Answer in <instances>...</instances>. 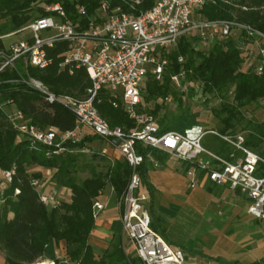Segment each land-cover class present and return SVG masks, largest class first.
I'll return each instance as SVG.
<instances>
[{"label": "built area", "instance_id": "built-area-1", "mask_svg": "<svg viewBox=\"0 0 264 264\" xmlns=\"http://www.w3.org/2000/svg\"><path fill=\"white\" fill-rule=\"evenodd\" d=\"M124 1L132 10L102 0L89 15L84 5L76 2L73 9L79 17L74 21L68 18L60 2L52 3L45 6L46 15L34 17L18 29L0 36L3 39L28 33L0 49V75L19 66L24 71L28 66L46 68L52 63L47 49L56 43H63V50L57 54L61 57L60 69H66L71 74L75 69L82 68L90 80L84 95L78 97L67 93L57 94L30 76L20 78L43 95L47 102L58 103L74 114L75 124L70 130L40 129L29 123L21 111L7 112L6 117L19 136L27 137L33 144L47 146L46 155L65 151L63 143L66 141L79 142L88 134L83 128L116 148L131 167L129 181L121 196L115 199L120 210L121 247L128 261L133 251L143 264H185L183 251L172 247L151 227L150 213L145 206L146 195L138 191L140 174L137 167L144 157L137 152L136 143L159 149L188 163L190 168L187 175L191 187L196 185L195 173L198 170L214 185L242 193L249 200L247 213L261 220H264V173L259 174L258 171L259 165H264V157L245 145V131L220 133L217 130L199 129L193 135L190 133L191 126L185 132H159L157 119L145 110L142 88L147 76L162 80L169 65L166 54L176 47L180 37L190 34L197 38V42H193L195 49H199L200 45H212L216 38L233 37L238 40V48L242 51L243 67L247 64L244 70L261 74L264 69V32L236 18L208 19L199 13L205 4L219 1L232 4L229 0H153L149 8L139 11L133 9L143 0ZM240 8L246 10L247 6ZM251 58H254L252 62H247ZM183 60V56L179 55L177 62L182 63ZM170 79L184 97H188L189 90L195 86L194 80L185 78L182 67L171 74ZM101 89H106L113 98L120 100L128 118L134 123L133 127L111 126L98 112L95 101ZM202 97L204 101L205 96ZM3 105L4 102L0 101V108ZM113 105H116V101ZM207 132L231 146L227 155L202 145L201 140ZM81 151L97 153L111 163L114 161L106 147L97 152L91 151L90 147ZM152 161L157 164L154 159ZM14 173L15 165L0 170V204L3 191L12 182ZM32 184L39 189V200L45 205L55 207L69 198L68 189H65L68 192L66 196L61 195L56 187L44 188L39 180H34ZM109 190V195L113 194V188L109 187ZM102 195L103 191H99L92 204L95 218L105 207L100 200ZM125 240L131 244V249L128 250ZM63 262L72 264L67 257ZM31 264L58 263L56 259L38 258ZM129 264L132 263L129 261Z\"/></svg>", "mask_w": 264, "mask_h": 264}, {"label": "trees", "instance_id": "trees-1", "mask_svg": "<svg viewBox=\"0 0 264 264\" xmlns=\"http://www.w3.org/2000/svg\"><path fill=\"white\" fill-rule=\"evenodd\" d=\"M101 1L0 0V19H5L0 23V36L18 29L34 17L46 15V5L60 2L68 18L74 21L79 17L73 9L74 3L83 4L89 15ZM108 1L112 5L121 4L125 10H132L124 0ZM229 1L232 4L223 1L205 4L199 12L208 19L236 18L264 32V0ZM152 3L153 0H143L133 10H145ZM235 4L239 6H234ZM243 5L247 6L246 10L240 8ZM193 42H197L196 37H180L176 47L166 54L169 65L162 80L147 76L141 91L142 101L149 103L158 98L165 99L170 95L175 98L180 95L170 75L182 67L185 69V78L194 80L195 83L188 96L199 92L201 96H205L203 102L206 105L211 97H222L218 107L209 109L221 123L217 131L234 133L239 126L240 131H245V145L264 157V119H246L241 111L245 105L264 98V69L261 74L244 70L242 51L238 48V40L233 37L216 38L207 50L195 49ZM3 47L4 42L0 38V49ZM63 48V43H56L47 49L52 63L46 68L28 66L24 71L19 66L16 70H5L0 75V101L4 102L3 108H0V170L15 165L12 182L4 189L0 204V251L3 252L5 264H31L43 256L50 242L57 244L62 241L66 244V256L73 264H129V261L132 264H143L135 254L129 256L128 261L119 236L114 241H109V245L100 253H95L89 243L96 220L93 216V201L99 196V191L106 187L113 188V198L121 196L131 174L128 162L123 157H116L111 163L97 153L87 155L88 153L81 151L101 140L92 133L86 134L77 143L64 142L65 151L46 155L49 149L47 146L33 144L27 137L19 136L7 120V112L21 111L29 123L40 129L66 131L74 127V114L68 108L47 102L43 95L20 79L30 76L40 80L57 94L83 96L90 80L82 68L75 69L71 74L66 69H60L61 57L57 54ZM179 55L183 56L182 63L177 62ZM229 89H232V101L227 98ZM95 107L111 126H122L125 129L134 126L120 100L113 98L106 89L100 90ZM160 108L161 104L156 102L152 108H145L157 119L159 132H185L194 124L192 118H187L184 122L172 121L166 118L167 114L158 119ZM242 121L245 123L240 126ZM136 150L145 157L148 152L158 149L136 143ZM93 161H101L102 167L98 169ZM137 170L140 181L144 180L143 162L138 165ZM84 171L88 175L80 177L79 173ZM258 173H264L263 164L259 165ZM34 180L43 184L50 182L61 190L68 189L69 198L48 208L39 200V189L32 184ZM151 227L159 233L152 218ZM247 264H264V259Z\"/></svg>", "mask_w": 264, "mask_h": 264}, {"label": "crops", "instance_id": "crops-1", "mask_svg": "<svg viewBox=\"0 0 264 264\" xmlns=\"http://www.w3.org/2000/svg\"><path fill=\"white\" fill-rule=\"evenodd\" d=\"M145 105L152 108V102ZM83 130L90 133L87 128ZM100 141L102 142H95ZM107 144L109 146L106 148L114 159L122 158L116 148ZM103 147L105 146H100ZM158 150L148 152L142 161L145 177L140 181L138 191L146 195L145 206L156 230L172 247L183 251L185 261L190 259L195 264H211L209 262L222 257L220 252L228 253L230 250L233 252L225 258L227 264H247L264 259V220L247 213L248 198L226 186L214 185L198 170L195 173L196 185L191 187L187 175L190 165ZM152 159L156 161V165ZM45 172L47 173V170ZM112 195L106 196L104 201L100 196V200L105 203L104 209L115 200L111 198ZM117 210V221H121L119 208ZM99 213L90 238L94 237L93 235L99 236L108 243L106 248L114 238L109 234L114 219L111 216L100 218ZM198 228L202 231L201 238L193 236ZM120 233L121 230L119 237ZM55 245L59 253L53 259L58 263L57 256H65V252L62 241ZM204 247H208L210 252H203ZM244 251L253 260L240 262L238 257L242 255L239 253ZM41 258L52 259L45 253ZM0 264H5L2 251Z\"/></svg>", "mask_w": 264, "mask_h": 264}, {"label": "rangeland", "instance_id": "rangeland-1", "mask_svg": "<svg viewBox=\"0 0 264 264\" xmlns=\"http://www.w3.org/2000/svg\"><path fill=\"white\" fill-rule=\"evenodd\" d=\"M42 5V4H40ZM200 15L203 18L204 17L201 12H199ZM5 21L4 18L0 19V23H3ZM28 33H20L17 35H13L10 37H6L3 38V42H4V46L7 45L10 41L14 40V39H21L23 38L25 35H27ZM190 38H195L193 37V35H188ZM211 46V45H210ZM210 46L205 47L204 45H200L199 46V50H207L210 48ZM171 52V51H170ZM252 59H248L247 62H252ZM247 64H244V67ZM250 67V66H249ZM176 88V87H175ZM80 97V96H78ZM177 97V98H176ZM175 98H173L172 95H170L169 97H167L165 100L162 99H158V103L161 104V108L157 114V118L160 119L163 115H166V118L172 121H182L184 122L187 118H192L194 119V124L192 125V131L190 132L191 134H196L198 133L199 129L201 131L204 130H218L219 127L221 126V123L219 121V119L213 115V113L209 110L211 107H218L219 104L222 101V97H220V95H215L213 97H211L209 99V102L207 103V105L202 101L203 97L200 95L199 92H196L194 95L192 96H188V97H184L181 94L176 96ZM227 98L228 100L232 101V89H229L228 93H227ZM154 102V101H153ZM152 102V104H153ZM154 105V104H153ZM241 111L243 112L244 116L246 119H254L257 121L263 120L264 119V98L258 100L257 102H252L250 104L245 105L244 107H242ZM245 123V121H242V124H240V126H242ZM237 131L239 130V126L237 127ZM189 133V134H190ZM201 143L203 146L219 153L222 155H227L229 153V151L231 150V146L225 142H223L221 139H219V137L213 135L212 133L207 132L202 140ZM100 146H105L108 147L109 145L105 142H95L92 143V145L90 146L91 151L93 152H97L100 149ZM87 155H91V153H88ZM93 165H96V167L98 169H100L102 167V162L101 161H93ZM88 175L87 171L84 172H80L79 176L80 177H85ZM56 186H53L50 182H47L44 184V188L46 189H52L55 188ZM57 188V187H56ZM60 189L61 191V195H68V192H66V190H61V188H57V190ZM106 196H109V190L108 187H106L104 189L103 195H102V201H104V198ZM113 199V196L111 197ZM48 208H51V205H47ZM118 206L116 205L115 200L113 199L111 201V204L105 208L103 211H101L99 214L100 218H107V217H112L114 219V222L112 224V228L109 231V234L113 235V241L118 237L119 232L121 230V221H117V217H118ZM97 219V218H96ZM92 235V234H91ZM90 235V236H91ZM94 237L89 238V243L92 246V249L95 253H100L105 249V246L108 244L107 242H105L103 239H101L99 236H95ZM193 236L201 238L202 236V231H200V229L198 228V230H196V233L193 234ZM102 240V241H101ZM125 244L129 249H131V244L129 243V241L125 240ZM63 250L65 252V256L64 255H59L57 256L59 259L58 264H67L65 262H63V260H65L66 256V244L65 242H63ZM205 249L203 250V252H210L208 247H204ZM232 250H230L228 253L225 252H220L219 254H221V258H218L215 261L209 262L208 260L206 261L204 258V260L206 262H209L211 264H227L225 261L231 254H232ZM246 251H244V253H239L242 256L238 257L240 258V262H250L252 259V257L248 254L245 253ZM45 255L48 256L49 258H54L56 257V255L59 253V249L56 247V245L51 242L50 244H48L45 248L44 251ZM130 255H133V251L130 252ZM196 254V253H194ZM246 254V255H245ZM264 256V255H263ZM68 258V257H67ZM215 259V258H214ZM70 264V263H68ZM73 264V263H72ZM185 264H195V262H192L190 259L185 261Z\"/></svg>", "mask_w": 264, "mask_h": 264}]
</instances>
